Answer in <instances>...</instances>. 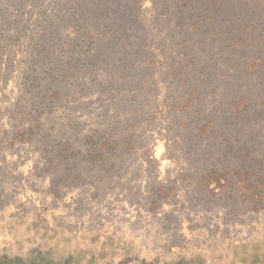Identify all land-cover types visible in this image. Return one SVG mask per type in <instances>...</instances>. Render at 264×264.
<instances>
[{"label":"rangeland","instance_id":"1","mask_svg":"<svg viewBox=\"0 0 264 264\" xmlns=\"http://www.w3.org/2000/svg\"><path fill=\"white\" fill-rule=\"evenodd\" d=\"M252 241L264 0H0V264Z\"/></svg>","mask_w":264,"mask_h":264},{"label":"trees","instance_id":"2","mask_svg":"<svg viewBox=\"0 0 264 264\" xmlns=\"http://www.w3.org/2000/svg\"><path fill=\"white\" fill-rule=\"evenodd\" d=\"M69 14L65 15L64 18L61 19H65L67 22V18H68ZM71 25V24H70ZM73 27V26H72ZM84 25L80 24L76 29H77V34L79 35V32L81 34L82 29H83ZM82 36V34H81ZM66 44L71 45V41L70 40H66L64 39ZM64 41H62V43H64ZM54 52L53 50H50L49 52ZM88 56L84 57L85 59ZM58 71L60 73V77L65 75V71H64V66L63 63L60 62V67L58 68ZM51 74V73H50ZM54 79V77H53ZM52 79V80H53ZM33 81H35V78L31 79V83L33 85ZM61 84V81H60ZM57 91H53L51 92L50 97L52 99H54V97L56 96ZM31 97V96H30ZM34 108V107H33ZM92 155H94L96 157V159H99L97 157V155L95 153H91ZM57 233L56 231H53V234ZM182 241H187L185 239H182ZM180 243L179 245L175 244L170 246L171 248L166 251L167 254L171 253L174 254L176 251H173V248H178L180 247V249L185 250L186 248L188 249V247L185 245V243ZM59 246V245H58ZM58 246H54L51 252V255L54 254V251H56V249L58 248ZM102 250L109 248L108 250H112V243H110L109 245H107V241L103 242L101 244ZM179 249V250H180ZM35 258L36 260H34L35 262L31 263V264H78V262H74V257L72 253L67 255V259L65 258L63 261L62 260H55L54 257L50 256L48 257L47 254L42 253L41 250L39 249H35ZM178 252V251H177ZM31 253V251H30ZM105 253V251H104ZM186 252H178V256L173 257V258H168V259H161L160 255H158L156 252L154 253L155 255L152 256L147 263L148 264H264V242L262 243H258L255 241L249 242V243H240V244H232L226 247H223L222 249H220L218 252H213L211 255L210 254H205V253H194V254H185ZM100 256V254L98 255ZM103 256V258H98L97 257V261H101L104 264H112V258L109 257V259L104 258L106 255H101ZM48 257V258H47ZM52 257V258H51ZM84 260H82L81 257V262L82 261H86L85 258H83ZM30 261V259H29ZM151 261V263H150ZM96 262V260H95ZM111 262V263H110ZM145 264V262L143 263Z\"/></svg>","mask_w":264,"mask_h":264}]
</instances>
